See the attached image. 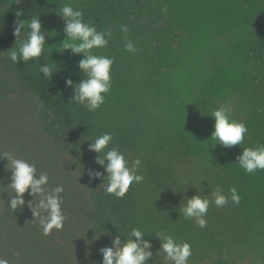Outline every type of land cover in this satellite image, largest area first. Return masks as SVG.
Masks as SVG:
<instances>
[{"label":"rangeland","instance_id":"rangeland-1","mask_svg":"<svg viewBox=\"0 0 264 264\" xmlns=\"http://www.w3.org/2000/svg\"><path fill=\"white\" fill-rule=\"evenodd\" d=\"M7 3L0 2V11ZM65 4L82 11L85 23L112 34L106 47L93 49L94 54L114 60L111 89L104 103L91 112L75 101L70 108L87 122L93 141L105 132L112 133L105 151L118 148L129 167L135 158L141 160L138 174L144 179L129 188L139 205L133 228L151 243L147 264H173L160 248L157 234L188 242L192 254L187 264H264V170L237 173L222 163L210 165L212 146L207 141L215 123L210 114L224 107L230 119L248 128L241 145L225 148L216 144L225 149L237 169H242L237 156L243 148H255L260 124L264 145V0H43L39 18L45 47L61 76L75 83L84 78L78 67L83 54L62 50L65 21L56 11ZM125 35L135 52L125 50ZM10 51L1 57L15 64ZM17 64L28 69L22 59ZM13 75L20 80L17 73ZM38 77L44 78L42 73ZM13 96L38 129L32 118L40 107L35 95ZM33 133L24 139L35 146L44 167L50 162L46 159L55 155L63 165L72 164L41 128ZM150 162L159 165L161 185L150 177ZM71 168L80 176L75 165ZM208 169L221 172L206 173ZM95 186L87 187L85 196ZM231 188L240 195L238 204L230 200ZM217 189L229 196V203L223 207L210 203L206 227L184 217L181 209L188 198L199 194L212 200L211 191ZM28 242L33 244L32 239Z\"/></svg>","mask_w":264,"mask_h":264},{"label":"trees","instance_id":"trees-1","mask_svg":"<svg viewBox=\"0 0 264 264\" xmlns=\"http://www.w3.org/2000/svg\"><path fill=\"white\" fill-rule=\"evenodd\" d=\"M2 1L5 0H0ZM41 1L43 0H8L0 11V154L9 153L15 158L33 163L37 176L46 173L48 183L44 185L45 194L57 186L63 187L64 191L60 195L65 220L61 230L53 229L50 234H44L40 218L46 216V213L41 212L40 216L34 217L32 208L28 206V202L33 201L34 207L35 202L41 199L40 194L33 197L26 192L23 197L24 205L12 210L10 199L15 193L7 186L11 182V171L5 167L7 158L0 156V259L6 260L8 264H102L100 250L111 246L113 236L119 235L122 243L129 238L139 207L136 194L129 188L123 198H117L104 190L106 179L101 180L93 175L97 171H104L96 163L94 151L89 150L92 140L89 135L90 128L87 122L77 118L71 111L73 88L66 86V80L52 63L46 47L44 46L40 57L28 61V69L8 63L1 57L15 44L14 32L17 24L41 17ZM200 25L204 28L202 23ZM27 31L26 27L21 37L27 36ZM45 63L54 65L57 70L49 80L38 77L39 67ZM13 74L20 80L16 77V81ZM28 92L33 93L40 104L37 113L34 116L32 113L38 129L41 128L61 149L62 154L70 159L72 164L69 166L63 165L55 155L46 159L50 162L44 167L43 159L34 151L35 146L25 142L24 136L28 132L36 134L38 129L30 122V115L13 94H19L20 97ZM173 92L172 95L180 96ZM262 125L258 128L255 147L262 145ZM210 139H207L212 146L210 165L217 167L222 163L229 170L245 173L243 169L236 168L234 160L225 156V149L223 151L216 145L214 147V142ZM156 164L150 162L148 172L152 181L161 185L157 169L159 165ZM74 165L80 176L73 173L71 167ZM217 170L211 172L208 169L206 173L221 172ZM160 172L165 171L162 169ZM102 182L106 184L101 188L96 187ZM92 185H96L95 188L88 197L85 196L86 188ZM87 221L88 224H85L88 226L83 223ZM30 239L33 244L28 242Z\"/></svg>","mask_w":264,"mask_h":264},{"label":"clouds","instance_id":"clouds-1","mask_svg":"<svg viewBox=\"0 0 264 264\" xmlns=\"http://www.w3.org/2000/svg\"><path fill=\"white\" fill-rule=\"evenodd\" d=\"M163 11H167L164 9ZM57 15L65 21L64 33L66 39L63 40V48L68 49L73 54H83L78 62V67L83 73V79L79 82H73L71 78L65 81L66 86L73 88L71 99L80 105H84L88 111H95L105 100V94L110 92L112 79L110 75L111 67L114 63L113 58L100 56L93 53V49L104 48L108 45V38L111 37V31H99L94 25L85 23L83 12L76 10L71 4H65ZM27 27V39L21 37V33ZM42 25L40 18H33L27 22H20L15 28L14 35L16 37L15 44L19 39L16 47L10 48L9 58L15 64L18 58L25 63L42 55L46 44L45 33L41 31ZM121 31L127 33V28L121 26ZM125 50L127 52H135L134 44L127 39L125 35ZM14 44V45H15ZM57 72L55 66L51 64H43L39 67V73H43V77L48 80ZM215 119L214 130L211 138L215 141V145L219 143L225 148H231L241 145L244 141L248 128L245 123L237 122L230 119L228 109L219 107L211 114ZM112 133L104 134L90 140L89 150L96 152V163L104 168V173L99 171L93 175L100 177L101 180L106 179L107 185L105 191L117 198H123L129 187L133 183H140L144 177L138 174V168L141 166L140 158H135L129 167V161L118 148H108L112 142ZM6 157L8 163L5 167L11 171L10 183L7 185L12 189L15 196H11V209L15 210L24 205V194L28 192L33 197L37 194L41 195V199L35 202H28V206L32 208L34 217L40 216L41 212L46 216L40 218V224L45 235L52 232L53 229L61 230L64 226L65 216L62 212V196L60 195L64 189L57 186L45 194L44 185L48 183V175H36L37 169L33 163L24 159H18L9 153L0 154ZM239 167L246 173L252 174L257 170H264V145L255 148H243L240 155L237 156ZM230 200L233 203L240 202V195L236 188H231ZM209 195L201 197L193 195L188 198L186 205L181 209L186 219L194 220L201 227H206V219L210 203H214L217 207H223L229 203V196H226L219 189ZM145 234L138 228H132L129 238L125 242H121L120 236H113L111 246H106L100 251L103 256L102 264H147L149 257L152 256L151 243L144 239ZM161 241V247L166 253V259L173 264H187L188 258L191 256V245L188 242H177L171 235L157 234ZM132 237H135L133 239ZM0 264H8L4 259H0Z\"/></svg>","mask_w":264,"mask_h":264}]
</instances>
